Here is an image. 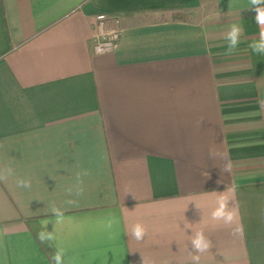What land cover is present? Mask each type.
I'll list each match as a JSON object with an SVG mask.
<instances>
[{
	"label": "crops",
	"instance_id": "obj_1",
	"mask_svg": "<svg viewBox=\"0 0 264 264\" xmlns=\"http://www.w3.org/2000/svg\"><path fill=\"white\" fill-rule=\"evenodd\" d=\"M248 6L0 0V168L15 172L0 181V264H53L58 249L64 264H193L198 231L212 241L199 264H264V55ZM100 13L120 19L111 53L92 50ZM224 191L232 226L211 219Z\"/></svg>",
	"mask_w": 264,
	"mask_h": 264
},
{
	"label": "clouds",
	"instance_id": "obj_2",
	"mask_svg": "<svg viewBox=\"0 0 264 264\" xmlns=\"http://www.w3.org/2000/svg\"><path fill=\"white\" fill-rule=\"evenodd\" d=\"M247 9L255 11V23L260 27L258 38L253 40L249 44V47L254 53L264 55V0H249V6ZM241 32L242 29L239 25L232 24L230 26V29L225 36L227 41V49L224 55L230 56L235 53L240 43ZM257 103L261 108H264V98L258 99ZM215 155H217L215 151H210V156L214 157ZM225 160L226 163L223 171L229 172L231 170L232 164L231 161L227 159V157H225ZM14 175V169L11 167L0 168V181H5ZM87 175L88 172L86 170L77 174L78 186L76 195L83 194V187L80 186L83 183L81 177ZM16 185L19 188L27 189L31 187V181L30 179L26 178H17ZM71 191L72 189H69V192ZM52 213L57 217H62L63 215L61 210L57 208H53ZM211 219L213 221L222 222L224 226H232L237 222L236 202L234 199L230 198L225 191L219 193L216 200V206L211 211ZM116 223L117 221L114 218H109L102 225L103 230L108 234L109 238H113L116 235V233L113 231L114 225ZM241 230V227L237 225L233 231L234 234H238ZM146 235L147 230L143 224L138 222L132 226L130 236L136 241H143ZM38 238L41 240V242H44L45 240H51L53 236L51 232H48L47 234H45V232H40L38 234ZM190 245L192 248V251H190V255H192V262L193 264H199V254L209 251V249L212 247V241L205 236L203 231H198L192 236ZM64 256V251L62 249H58L50 259L53 264H64Z\"/></svg>",
	"mask_w": 264,
	"mask_h": 264
},
{
	"label": "built area",
	"instance_id": "obj_3",
	"mask_svg": "<svg viewBox=\"0 0 264 264\" xmlns=\"http://www.w3.org/2000/svg\"><path fill=\"white\" fill-rule=\"evenodd\" d=\"M96 31L92 36V50L96 54L113 52L121 39L122 29L118 17H108L104 13L96 15ZM111 25L108 26V23Z\"/></svg>",
	"mask_w": 264,
	"mask_h": 264
}]
</instances>
